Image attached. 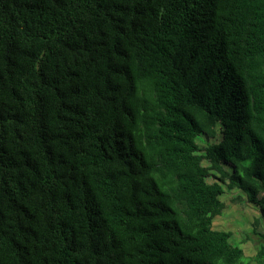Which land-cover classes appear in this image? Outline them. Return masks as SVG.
Segmentation results:
<instances>
[{
    "label": "trees",
    "instance_id": "1",
    "mask_svg": "<svg viewBox=\"0 0 264 264\" xmlns=\"http://www.w3.org/2000/svg\"><path fill=\"white\" fill-rule=\"evenodd\" d=\"M231 190L251 258L213 222ZM263 240L264 0H0V264H264Z\"/></svg>",
    "mask_w": 264,
    "mask_h": 264
},
{
    "label": "rangeland",
    "instance_id": "2",
    "mask_svg": "<svg viewBox=\"0 0 264 264\" xmlns=\"http://www.w3.org/2000/svg\"><path fill=\"white\" fill-rule=\"evenodd\" d=\"M222 199L225 208L222 214L214 218L215 227L230 230L232 243L240 245L245 256L253 257L262 242L260 234L263 232L257 206L246 201L245 194L240 190L227 191Z\"/></svg>",
    "mask_w": 264,
    "mask_h": 264
}]
</instances>
